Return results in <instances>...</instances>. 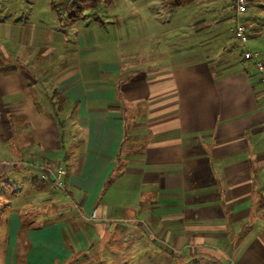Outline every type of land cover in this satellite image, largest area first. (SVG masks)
<instances>
[{"label": "crops", "instance_id": "crops-1", "mask_svg": "<svg viewBox=\"0 0 264 264\" xmlns=\"http://www.w3.org/2000/svg\"><path fill=\"white\" fill-rule=\"evenodd\" d=\"M182 7L179 41L154 10L132 35L113 8L9 28L24 56L0 65V264H264V83L233 0ZM246 19L264 64V0ZM56 167L64 188L40 177Z\"/></svg>", "mask_w": 264, "mask_h": 264}, {"label": "rangeland", "instance_id": "rangeland-1", "mask_svg": "<svg viewBox=\"0 0 264 264\" xmlns=\"http://www.w3.org/2000/svg\"><path fill=\"white\" fill-rule=\"evenodd\" d=\"M52 1L55 0H0L1 66L10 65L11 63L9 62H11V59L17 60L24 56L23 50L19 51V46L14 47L10 39L7 37L9 28H13L14 34L16 29H19L20 27L31 30L34 25L40 26L45 22H48L50 25L60 24L62 21L61 17L55 7L51 6ZM59 1L65 3L68 0H56L55 2L58 3ZM159 1L160 0H100L95 10L88 9V11H95L103 18L107 12H110L109 8H113L114 12L117 13V16L123 18L116 21L115 28L117 31L123 32V29H126L127 32L132 35L135 34L134 28L136 27V24H149V19L148 21L146 20L147 16L150 17L148 12L154 10L161 16V19H163L161 22L157 21L154 23L159 26V28L156 29V32L161 33L164 38L170 33L171 38H175L176 41L181 40L182 29L177 27H182L183 25L182 20L184 13L182 6L188 0H167L168 7H171L170 10L164 9V7L159 5ZM173 7L176 9L174 10ZM64 12L65 10L62 9V13ZM150 23H152V21H150ZM27 65L30 64L28 63ZM53 96L55 99L54 108L56 109L61 106L60 110L63 111L65 103L62 102L60 98L56 97L55 94H53ZM24 176H26L30 182L38 180L33 174L26 173ZM4 193H7V191ZM4 193L2 192V194ZM4 198L6 197L4 196ZM2 212L3 211L0 210V215H2ZM1 232L2 228L0 229V233Z\"/></svg>", "mask_w": 264, "mask_h": 264}, {"label": "built area", "instance_id": "built-area-1", "mask_svg": "<svg viewBox=\"0 0 264 264\" xmlns=\"http://www.w3.org/2000/svg\"><path fill=\"white\" fill-rule=\"evenodd\" d=\"M233 7V32L234 37L242 45V59L253 63V65L258 69V72L261 75V80L264 83V64L260 59L259 52L249 47L250 24L246 19V14L249 8V0H233ZM40 177L44 181L51 183L54 187L64 188L65 170L62 167L42 171Z\"/></svg>", "mask_w": 264, "mask_h": 264}, {"label": "trees", "instance_id": "trees-1", "mask_svg": "<svg viewBox=\"0 0 264 264\" xmlns=\"http://www.w3.org/2000/svg\"><path fill=\"white\" fill-rule=\"evenodd\" d=\"M100 0H68L65 3H60V7L55 1H52V6L57 8L58 11H62L64 9L66 11V21L68 23H72L78 19H80L84 15V11L95 8ZM63 4V5H62ZM57 93H55L56 95ZM65 103V98L57 96ZM61 106L55 109L57 115L61 112Z\"/></svg>", "mask_w": 264, "mask_h": 264}]
</instances>
